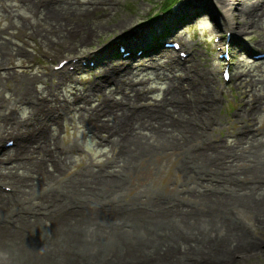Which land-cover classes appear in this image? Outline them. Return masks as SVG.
Here are the masks:
<instances>
[{
	"label": "bare ground",
	"instance_id": "bare-ground-1",
	"mask_svg": "<svg viewBox=\"0 0 264 264\" xmlns=\"http://www.w3.org/2000/svg\"><path fill=\"white\" fill-rule=\"evenodd\" d=\"M35 2L41 9L53 3L61 6L58 9L63 13L48 12L47 19H54L57 14L71 15L77 7L73 0ZM217 2L230 29L229 24L241 21L256 26L264 15V0ZM208 11L210 8L204 5L201 12ZM30 25L34 32L39 30V26ZM94 31L95 28L88 26L89 35ZM144 31L148 30L140 27L127 35L131 39L142 36L139 46H145L147 33ZM119 45H109L92 53L103 75L84 89L86 95L72 86V100L65 94L59 97L68 81L78 82L77 73L95 68L90 57L51 55L52 60H57V66H49L48 72L40 70L42 75L30 74V67L25 65L27 69L21 72L32 83L48 77L43 88L45 94L34 87L38 94L33 100L35 108L30 110L31 116L25 119L17 116L15 106L20 102L17 96L8 105L0 104V108L10 109L0 130L4 128L12 133L25 126L32 133L29 140L17 147H6L8 152L14 150L12 163L17 162L18 167L29 172L11 173L0 168V177L17 181L7 182L14 188L13 192H3L0 188V264H150V261L156 264L153 259L175 260V264H217L214 255H220L218 264H235L249 254L256 257L264 234L257 238L242 232L241 220L247 212L264 222V173L251 177L229 170L211 174L209 167L233 164L240 156L237 152L240 145H233L235 151L217 139L194 145L204 127L196 122L193 126V117L221 104V98L214 93L218 80L216 70L203 67L195 50L187 44H182V51L187 52L185 57L174 56L159 45L151 55L146 50L142 52L141 56H148L149 59L145 58L148 62L137 65L131 60L110 62L107 56ZM65 47L70 48V44ZM17 51L18 56L33 62L32 53L27 49L18 47ZM12 55L10 46L0 44V59L7 58L8 62ZM100 59H104L102 63ZM148 67L154 68L155 79L168 82L163 96L154 101H150L149 94L158 86L148 87L150 77H139ZM178 71L181 74L177 76ZM13 72L19 74L16 70ZM24 77L16 78L20 97L31 88ZM111 84L114 89L107 92ZM99 93L102 98L92 106ZM255 99L263 100L264 95ZM258 106V102L253 103L252 110ZM252 110L247 113L248 119ZM72 112L79 114L89 132L96 134L104 128L113 147L118 148L104 168L96 169L97 161L93 158L85 163V168L68 172L71 161L67 158L73 145L63 147L59 139L60 124L66 116L72 119ZM54 125L58 126L56 131ZM244 131L243 138H250V132ZM251 132L262 134L258 129ZM206 150L214 151V158L204 157L210 164L206 163L205 169L199 164L198 169L192 153L206 155L203 152ZM240 150L242 155L250 151L244 145ZM48 162L53 170L45 169L44 164ZM111 167L115 171H110ZM253 167H258L255 158L245 164L246 169ZM209 181L212 185L206 186L205 182ZM24 197L35 206L23 204ZM34 199L37 201L33 202Z\"/></svg>",
	"mask_w": 264,
	"mask_h": 264
},
{
	"label": "rangeland",
	"instance_id": "rangeland-1",
	"mask_svg": "<svg viewBox=\"0 0 264 264\" xmlns=\"http://www.w3.org/2000/svg\"><path fill=\"white\" fill-rule=\"evenodd\" d=\"M73 1H75V5L79 7H76V11L71 15H69V13L64 15L57 14L58 17L53 16L54 19H52V17L47 19L45 18V15L48 12L63 13L62 10L58 9V7L60 8L61 6H57L56 3H53V6L47 5L41 9V6L35 2V0H0V35H2L0 37V44L3 43L4 46L6 44L7 46H10L13 54L8 62L7 58L0 59V64L9 67L13 66V64H32L34 66L29 73H39L38 75H42L40 74V70L48 71V65H52L53 62H56L55 59L50 62L49 58H47L48 56L63 54L69 57L75 54L94 52L98 48H109V45L114 40L127 41L128 39H131L127 33H130V31H136L141 27V29L145 28L148 30L144 31L147 33V42L144 46L147 48V53L152 51L153 46L162 45L164 39L168 38L174 40L179 38V41H184L187 45L191 46L197 54L196 58L198 59V62H201L203 67H213L216 70L218 80L214 84L216 90L214 93L215 95L218 94L217 96H220L219 88L221 84L224 85V83L221 79V67L216 65L218 64L217 61L214 64V59L218 56L217 45L215 44L214 39L217 36H221V32H223L228 25L225 20L227 18H225L221 10L222 6L220 3L218 4L217 0H177L178 2L176 1L177 3L174 4L170 11L160 14L155 20L151 17H153V14L157 9L161 8L160 6H165L167 4H165L164 0ZM204 5L210 8V11L207 13H198L194 9L196 6L197 9H203ZM18 15H23V17L19 18ZM244 15L245 14H243V16ZM12 16H14L13 20ZM234 18H236L235 20H238L237 17ZM30 24H33L36 27L39 26V30L37 29V31L34 32V29ZM229 25L232 26L234 33V37L230 39V43L234 47L236 55L234 58L235 66L233 67V80L226 87L224 85V90L226 89L224 94L226 101L224 103L220 105L215 104L213 109L210 107L205 111L199 110L200 112H203H198L199 114L196 117H193V126H195L194 123L196 122L204 127L201 129L202 133L200 136L194 140V145L197 146L202 142L204 145V141L210 143L214 139H217L221 140V143L225 144V146L228 144L230 146L229 150L232 149L235 151L233 147L236 144H239L240 147L237 152L240 156L236 158L233 164L227 165L223 163L222 166L220 165L218 167L217 165H214L212 168L209 167L208 169H210L211 174L229 170V172H235L242 176L251 177L256 173H264V99L260 101L255 99L261 94L264 95V60L252 61L250 59L249 61L244 52L240 57L238 55L240 51L258 52L264 50V41H261V39L264 38V15L262 16L260 23L256 26H251V24L247 23L243 24L242 21L238 23L234 22ZM88 26L95 28L92 35L88 34ZM163 32L164 34H162ZM157 36L160 38L155 40ZM135 38L136 37H133L132 39ZM140 38H142V36H140ZM25 42L28 44H24ZM67 44H70V48H67L69 50L65 47ZM18 47H24L31 51L33 54V62L29 63L28 58L18 56ZM163 48L165 47L163 46ZM171 53L173 54V52ZM149 55H151V53H149ZM237 57H239V59ZM143 58L149 59L147 55ZM138 60L139 59L134 60L135 64H137ZM158 60L163 61L164 59L158 58ZM146 62L148 61L146 60ZM140 67L141 66H138V68ZM0 74L2 75L0 93L2 91L5 95V97L2 98L3 100L1 103L8 105V102L14 100L15 96H17L20 99V102L15 106L17 116L19 118L27 117L30 114V110L35 107L25 102V100L37 96L38 93L34 87L42 92V95L45 94L46 90L42 88L47 84L44 80L48 79V77L43 76L41 81L35 80V85L31 82L32 79H29L28 77L25 78L21 72L16 74L13 70L4 71L1 69ZM178 74L180 75L181 71L176 72L177 76ZM11 75H14L15 78L11 77ZM97 75L99 74L96 73L91 75L88 73L79 84H76V86L79 85L80 89H82L83 95H86L84 89L91 86V84L97 80L94 78ZM21 77H24L25 82L31 84V88L29 89L30 92L28 94H23L22 97H20L21 91L18 87L20 84L16 79ZM139 77H150L147 84L148 87L153 88L158 86V89H153L149 94L150 101L154 98H160L163 96L164 89L168 82H159L160 80L155 79L154 68H146L145 71L140 73ZM54 81L56 82L57 78H54ZM68 84L66 89L62 86L59 97H63L62 94H65L70 100H72V86L70 87V84ZM71 84L73 85V83ZM111 88L114 89L112 84L106 91L108 92ZM117 96H120V94H117ZM95 98L97 100L91 102L92 106L97 104L98 100L102 98V94L99 93ZM257 102L259 103V106L253 111L252 105ZM251 110L252 116H249L250 119H248L247 113H250ZM0 112V117L3 115V117H5V114H8L10 109L8 107L4 110H0ZM70 114L72 119L71 117L66 116L62 121V125L60 124L61 138L59 139L60 143L67 146L73 145L71 153L67 158L71 161L68 172L76 170L78 167L85 168V163L91 162L93 158H96L94 160L97 161L96 169L100 167L104 168V164L115 154L118 148L113 147L112 142H110V136L108 137L109 141L106 143L101 142L99 138L94 137L84 125L78 113L72 112ZM240 114L243 115V117H240ZM53 127L56 131V127L58 126L54 125ZM25 129L26 127L21 128L23 131H25ZM246 129L250 132L248 133L250 136L248 139L243 138L244 134L242 132ZM252 129H254V131L255 129H258L262 134L255 135L253 134L254 132H251ZM16 132L17 130L13 131V133L1 130L0 138L2 134L15 135ZM100 132L106 136L108 135V132L105 131L104 128H102ZM243 145L250 150L247 155H242L240 152ZM203 152H207V150ZM8 153L13 155L14 150ZM192 155L196 157L193 159L196 160V166L198 169L199 164L202 169H205L206 163L208 165L210 163L205 162L203 160L204 157L208 156L212 159L214 158L215 152L211 150L207 152L206 155L193 152ZM243 156H245V158H243ZM252 158H255L258 161V167L246 169L245 164H247L248 160ZM226 165L228 168L225 167ZM44 167L45 169H54L49 162L44 164ZM220 167H222V169H220ZM0 168L4 172L9 171L11 173L19 172L27 174L29 172L28 170L18 167L17 162H14L9 167H5L2 166L0 160ZM244 168L246 170L245 172ZM109 170L115 171V167H111ZM200 174H202V172H200ZM0 180H9L17 183L16 180L6 177H0ZM205 184L206 186H210L212 185V182H205ZM214 184L218 185L216 183ZM24 201L23 204L35 206L30 204L32 200L29 198L24 197ZM35 201L37 200L34 199L33 202ZM105 209L107 210L109 207ZM227 212L230 214L228 209ZM239 216L241 215L239 214ZM243 217L244 219L241 220L243 224V228L241 225L242 232L250 234L247 232V230H250L253 235H257V238L261 236L262 233L264 234L263 221H257L247 212H244ZM188 219V221L191 220L190 218ZM184 224L187 227L186 223ZM245 225L247 226L244 229ZM27 251L26 256H28ZM258 251L259 253L256 257V254L252 253L246 256V258L237 260L235 264H253L252 262L264 264V242L262 240H259ZM214 256H216L213 258V260L215 259L214 262L217 264L220 263V255ZM153 260L159 264H175L176 262L175 260Z\"/></svg>",
	"mask_w": 264,
	"mask_h": 264
}]
</instances>
